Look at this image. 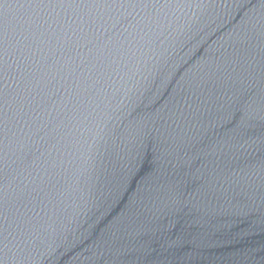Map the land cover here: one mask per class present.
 I'll use <instances>...</instances> for the list:
<instances>
[{"label": "water", "instance_id": "1", "mask_svg": "<svg viewBox=\"0 0 264 264\" xmlns=\"http://www.w3.org/2000/svg\"><path fill=\"white\" fill-rule=\"evenodd\" d=\"M0 264H264V0H0Z\"/></svg>", "mask_w": 264, "mask_h": 264}]
</instances>
